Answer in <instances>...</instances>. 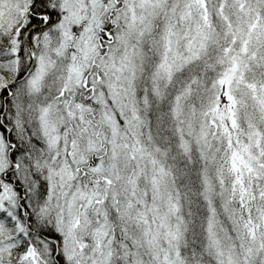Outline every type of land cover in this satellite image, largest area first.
I'll return each instance as SVG.
<instances>
[{
  "label": "snow or ice",
  "instance_id": "obj_1",
  "mask_svg": "<svg viewBox=\"0 0 264 264\" xmlns=\"http://www.w3.org/2000/svg\"><path fill=\"white\" fill-rule=\"evenodd\" d=\"M0 264H264V0H0Z\"/></svg>",
  "mask_w": 264,
  "mask_h": 264
}]
</instances>
